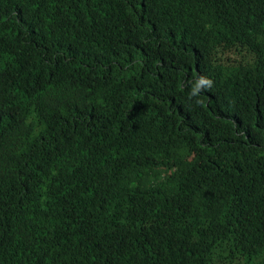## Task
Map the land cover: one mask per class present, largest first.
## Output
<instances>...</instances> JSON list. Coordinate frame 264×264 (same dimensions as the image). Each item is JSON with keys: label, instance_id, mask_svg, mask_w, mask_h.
<instances>
[{"label": "trees", "instance_id": "1", "mask_svg": "<svg viewBox=\"0 0 264 264\" xmlns=\"http://www.w3.org/2000/svg\"><path fill=\"white\" fill-rule=\"evenodd\" d=\"M0 264H264V0H0Z\"/></svg>", "mask_w": 264, "mask_h": 264}, {"label": "clouds", "instance_id": "2", "mask_svg": "<svg viewBox=\"0 0 264 264\" xmlns=\"http://www.w3.org/2000/svg\"><path fill=\"white\" fill-rule=\"evenodd\" d=\"M204 85H207V86H210L211 85V81L210 80H206L204 78H201L196 87L193 89V92H192V95H195L196 92L200 89L201 86H204Z\"/></svg>", "mask_w": 264, "mask_h": 264}]
</instances>
